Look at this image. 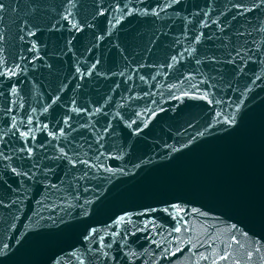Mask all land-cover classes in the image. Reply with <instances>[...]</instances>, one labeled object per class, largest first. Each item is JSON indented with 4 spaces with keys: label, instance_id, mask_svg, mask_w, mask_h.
Listing matches in <instances>:
<instances>
[{
    "label": "water",
    "instance_id": "1",
    "mask_svg": "<svg viewBox=\"0 0 264 264\" xmlns=\"http://www.w3.org/2000/svg\"><path fill=\"white\" fill-rule=\"evenodd\" d=\"M0 4V264H264V0Z\"/></svg>",
    "mask_w": 264,
    "mask_h": 264
},
{
    "label": "snow or ice",
    "instance_id": "2",
    "mask_svg": "<svg viewBox=\"0 0 264 264\" xmlns=\"http://www.w3.org/2000/svg\"><path fill=\"white\" fill-rule=\"evenodd\" d=\"M2 9H3V5L0 4V10H2ZM177 231H179V229H177Z\"/></svg>",
    "mask_w": 264,
    "mask_h": 264
}]
</instances>
